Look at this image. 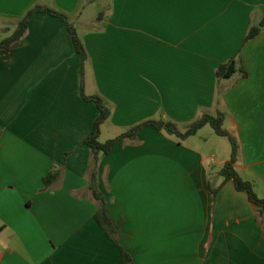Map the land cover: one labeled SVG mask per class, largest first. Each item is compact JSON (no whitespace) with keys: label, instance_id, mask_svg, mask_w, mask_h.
Returning <instances> with one entry per match:
<instances>
[{"label":"crops","instance_id":"0c3cea01","mask_svg":"<svg viewBox=\"0 0 264 264\" xmlns=\"http://www.w3.org/2000/svg\"><path fill=\"white\" fill-rule=\"evenodd\" d=\"M34 5L76 29L83 93L110 108L99 142L148 120L182 130L220 111L239 146L236 172L264 198V25L242 44L264 24V0H0V35ZM237 53L247 76L217 84ZM80 86V56L57 17L33 14L19 45L0 49V264H121L94 220L82 142L97 109ZM207 126L179 140L146 125L100 156L95 185L132 264H264V222L223 182L230 144L203 137ZM48 173L59 177L43 189Z\"/></svg>","mask_w":264,"mask_h":264},{"label":"trees","instance_id":"16d2710c","mask_svg":"<svg viewBox=\"0 0 264 264\" xmlns=\"http://www.w3.org/2000/svg\"><path fill=\"white\" fill-rule=\"evenodd\" d=\"M35 13H45L54 17L59 18L65 27L67 28L75 51L80 56L81 62V86H80V93L81 97L85 101H91L94 103L97 109V116L93 121L92 129L89 135L83 140V144L87 145L90 149V158L88 162V173L90 176V180L92 183L91 190L93 193V200L95 203V214L94 220L96 223L102 228V230L109 236V238L117 245L120 253L121 264H132V260L130 256L125 252L123 248H121L117 241H116V234L115 230L112 226V223L107 214L106 202L103 199L102 195L100 194L99 190L96 187V180H97V168H98V161L100 156L106 155L110 152L113 144L124 137L133 138L135 133L146 125H151L157 130H163L167 134L174 135L179 140H184L192 135H194L199 129H201L205 125H209L214 133L217 136L224 137L228 140L230 144V157L219 170V175L223 178V182L231 181L234 185V188L237 191L246 193L249 201L257 208L256 209V219L257 222H264V198H258L254 192L253 185L250 181L244 180L239 176V174L235 170V163L238 157L239 146L237 143L236 138L229 133L224 127V113L218 111L216 114L211 115L208 113H203L199 118L188 124L184 129H180L174 122L169 120H148L143 123H140L132 128H130L125 133L119 135L116 138L106 140L105 142H99V134H100V127L102 123H104L109 115H110V108L107 106L105 101L98 95L93 96H86L82 90V78H83V68L84 63L86 61L87 55L86 51L83 47V44L80 38L77 35L76 29L74 25L69 21L68 16L66 13L57 10L55 8L45 7L41 5H34L31 7L17 22L16 28L13 32L4 39L0 40V49H13L16 48L20 41L26 34L28 23L30 18ZM103 12H99L96 16V20L99 21L102 17ZM262 23L259 24V27L250 26L246 31L242 44L246 43L251 38L255 37L262 27ZM239 71L240 78H245L247 76L246 71L242 68L240 63V58L238 53L231 57L228 61L221 64L215 71V79L217 84L222 79H227L231 77L234 73ZM222 91L218 89V93ZM59 174L57 173H48L43 178V189H48L56 182ZM219 187H211V193L215 197Z\"/></svg>","mask_w":264,"mask_h":264},{"label":"rangeland","instance_id":"374dc122","mask_svg":"<svg viewBox=\"0 0 264 264\" xmlns=\"http://www.w3.org/2000/svg\"><path fill=\"white\" fill-rule=\"evenodd\" d=\"M99 1H100V0H98V2H99ZM99 4H100V3H99ZM96 9H98V10H96V11L98 12L100 8H99V7H96ZM97 12H96V13H97ZM15 28H16V26H15ZM15 28H13V26H12V29H11L10 32H8V34H1V35H0V40H1V39H4L5 37H8V36L13 32V30H14ZM207 132H209V133L207 134ZM202 134H203L202 136L205 137V138H206V137H209V136H215V135H214V131L212 130V128H211L210 126H207L206 129H205V131L202 132ZM220 140H222V142H224V143L226 144V146L229 147V142H228V140H227L226 138H223V137H222V138H220Z\"/></svg>","mask_w":264,"mask_h":264}]
</instances>
